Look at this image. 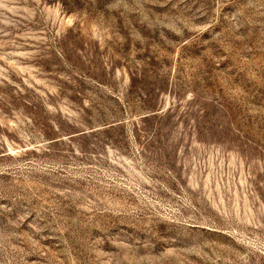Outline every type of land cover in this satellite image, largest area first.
Listing matches in <instances>:
<instances>
[{
    "label": "rangeland",
    "instance_id": "obj_1",
    "mask_svg": "<svg viewBox=\"0 0 264 264\" xmlns=\"http://www.w3.org/2000/svg\"><path fill=\"white\" fill-rule=\"evenodd\" d=\"M0 264H264V0H0Z\"/></svg>",
    "mask_w": 264,
    "mask_h": 264
}]
</instances>
